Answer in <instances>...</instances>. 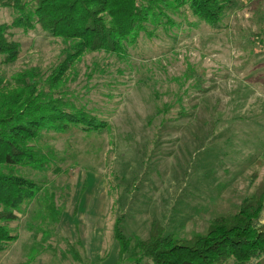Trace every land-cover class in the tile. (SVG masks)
Returning a JSON list of instances; mask_svg holds the SVG:
<instances>
[{
  "label": "rangeland",
  "instance_id": "rangeland-1",
  "mask_svg": "<svg viewBox=\"0 0 264 264\" xmlns=\"http://www.w3.org/2000/svg\"><path fill=\"white\" fill-rule=\"evenodd\" d=\"M231 1L217 26L175 16L177 25L141 35L124 57L88 52L73 63L56 97L105 128L42 133L36 147L53 153L51 165L16 171L40 189L9 223L17 239L0 264H152L136 245L155 227L189 240L257 197L264 0ZM13 19L0 7L1 24ZM11 33L19 55L11 64L0 56V77L15 88L34 73L43 86L62 62V40L38 26ZM116 226L129 241L121 258Z\"/></svg>",
  "mask_w": 264,
  "mask_h": 264
},
{
  "label": "trees",
  "instance_id": "trees-1",
  "mask_svg": "<svg viewBox=\"0 0 264 264\" xmlns=\"http://www.w3.org/2000/svg\"><path fill=\"white\" fill-rule=\"evenodd\" d=\"M231 5V0H0V7L14 14L11 24L0 23L4 64L13 63L19 55V45L11 37L13 28L28 32L38 26L64 45L62 62L43 86L34 81V73L21 74L15 88L0 77V250L17 239L9 223L17 220L20 207L40 189L16 171L44 170L51 165L53 153L36 147L42 133L105 128L83 109L56 97L73 63L88 52L124 57L141 35L151 39L159 26L168 30L177 25L175 16L217 26ZM263 210L264 187L256 198L245 200L236 214L214 220L205 235L178 240L155 227L152 237L137 243L138 257L152 264H226L230 260L264 264V225L259 224ZM115 238L121 258L129 241L118 226Z\"/></svg>",
  "mask_w": 264,
  "mask_h": 264
}]
</instances>
